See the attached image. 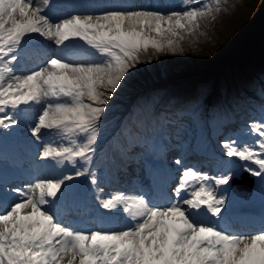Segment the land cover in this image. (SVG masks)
<instances>
[{
	"label": "rangeland",
	"instance_id": "1",
	"mask_svg": "<svg viewBox=\"0 0 264 264\" xmlns=\"http://www.w3.org/2000/svg\"><path fill=\"white\" fill-rule=\"evenodd\" d=\"M49 3H57L59 0H46ZM200 0H194V4H197ZM26 3H19L15 7V15L20 18L23 15L25 9H27ZM218 9L211 10L201 8L195 11L192 15H184L178 9L173 12H169L165 16V29L172 28L176 33L180 30L184 34L183 41H174L171 44V48L168 55L163 54L162 60H160L161 54L150 52L149 55L153 56V59L157 61V66L154 64L148 67L145 75L143 76L142 68L137 70V67L133 63L122 64L120 60L116 59L113 63V67H110L105 71L99 81L92 79L88 90L98 91L102 89L99 94V98L95 105L91 102H85V104L78 109L81 112V122L84 124L85 129L79 128L81 132L79 138L75 137V146L69 152V159L71 163L69 170H74L77 165L80 169L74 172H66L64 175L58 178H53L48 182H53L56 186L61 188L65 192L66 189L78 188L80 184L81 176L86 179L90 188L91 198L96 200L95 202L90 198V204L92 210L96 207L100 198L105 195L104 187L96 188L97 184H104L103 170L110 169L106 159H99L98 154L94 151V148L98 143H104L106 141L107 131L114 123L115 108H120L122 104L120 102L115 105H110L113 101L126 102L129 101L139 102L143 100V95L152 91L158 93L153 97L154 99L149 101L146 107L150 108L154 102L160 101L158 96L161 93L172 91L174 94L184 92V87H191L198 92V101L204 100V94L211 90L212 79L215 76L227 77V74L236 69V62H239L248 55L257 53V55L264 50V0H219ZM187 7V5H186ZM8 11L5 12L7 14ZM204 12V13H203ZM203 13L201 16V24L197 25L191 21L188 22L186 28L184 24L187 19L194 17L196 14ZM182 18L183 22L181 27L176 22V18ZM113 23L118 24L119 18L112 19ZM95 27V29H97ZM164 29V30H165ZM118 28H114L111 33L118 32ZM160 34H163L161 32ZM134 55V53H133ZM255 57V56H253ZM137 59H139L137 57ZM143 64L144 60H140ZM245 60L243 61V63ZM141 63V64H142ZM139 64L138 66H140ZM84 67V65L77 66V68ZM131 68L137 70L136 73L140 78L138 82L131 75L130 71L124 74L125 69ZM7 71L4 65L2 72ZM238 72V71H237ZM77 77H81V73L78 69L74 70ZM158 75V76H157ZM5 76V75H4ZM2 77V76H1ZM0 77V142H7L11 134L9 133V121L8 118L12 113L10 99L6 95V88L4 87V81ZM132 82L129 87V82ZM147 82V84H145ZM221 83L223 81H220ZM137 83V84H136ZM225 86L229 85L231 88L233 85L231 81L224 82ZM240 84V83H239ZM98 88H95V87ZM146 86V89L142 88ZM138 87V88H136ZM111 89L112 91H108ZM223 88H221L222 90ZM128 90V91H127ZM127 91L126 95L124 92ZM150 95H154L151 94ZM185 97H191L190 94L184 93ZM127 96V97H126ZM3 97V99L1 98ZM225 97V94L223 95ZM89 99H94L93 95H89ZM146 101L150 100V96L145 98ZM155 100V101H154ZM186 100H190L186 99ZM140 111V110H139ZM106 115L108 120L103 121L102 115ZM88 115V116H87ZM89 116L90 119L88 118ZM93 123V124H92ZM190 125L189 129L185 132L189 133L194 131ZM253 130L252 128H249ZM84 131L87 134L84 135ZM264 132V131H263ZM74 134L73 131L70 132ZM254 132H245V138L240 142H235L231 145H221L220 142L214 141L207 144L210 146V153L214 155V163L204 170H191L185 174L183 183H187L191 186L190 190L192 196L198 199H203L206 202V207L209 208L214 215L218 216L220 213L219 208L216 206L226 207L228 205L234 206L235 201L232 196L223 195V192L227 191V183L232 176H239V173L244 169H249L251 174L255 177L254 192L255 195H264V148L260 147L257 142L261 140V137L250 139L254 137ZM59 136V143L49 142L46 145L48 152H56L58 150H65V139L67 135L64 132L55 133L51 131L48 136ZM159 136L154 149L159 150L163 154V158L167 159L168 156L165 153V146L170 144L180 145L179 143H172L171 137L163 130L157 133ZM57 138L54 141L58 140ZM191 144V143H190ZM59 147V148H58ZM8 146L5 147L4 152H8ZM206 148V147H205ZM112 150V147L110 148ZM173 150V147L170 148ZM149 152V149H146ZM96 153V154H95ZM107 157V154H102ZM178 151L174 149V155L170 156L175 165H181L182 161ZM95 156L96 159H95ZM177 156V157H176ZM99 159V160H97ZM217 162H215V160ZM97 160V161H96ZM145 162L154 164L155 168H159L156 163V159H151L150 155L144 157ZM95 161V162H94ZM171 161L169 165L171 164ZM93 162L96 166H100L97 171H90L89 168ZM144 162V161H142ZM84 163V168L82 164ZM89 163V166L87 164ZM93 167V166H92ZM91 167V168H92ZM86 169V174L82 172ZM89 177H88V176ZM92 178V179H91ZM84 183L80 184L79 192ZM182 186H180L181 188ZM87 190H83V193ZM101 192V194H100ZM204 192V193H203ZM115 192H109V194ZM205 195H201V194ZM214 193L215 197H214ZM87 194V193H85ZM83 195V194H82ZM212 198H208V197ZM54 195L50 196L53 200ZM225 197V198H223ZM253 197V196H251ZM220 198V199H218ZM68 199V198H67ZM109 197H106L102 202V207L106 208L110 205ZM85 199L77 197V205H84ZM216 203V204H215ZM123 206L121 197H116L113 203L110 205L111 211L114 213L119 212ZM98 211L100 207H97ZM100 208L101 211H104ZM35 212H43L40 202L35 207ZM100 214V211L98 213ZM36 222L34 216L32 222ZM40 222H46L44 218L40 219ZM37 228H39L37 226ZM54 232H60L59 229H53ZM157 235V234H156ZM156 235H150L144 241L143 247L135 246L130 253L125 255L122 264H192L191 256L194 252V248H185L183 250V256L176 254L167 255L166 252L161 251V244L157 241ZM110 234L105 231L95 230L92 231L90 237L86 238L79 244L75 241L72 242L70 249L71 256L65 255L62 257H56L54 253H47L41 259L32 255L33 252L30 246H18L19 253L16 257L17 263L15 264H112L111 257L105 256L103 253H94L89 250L88 245L93 241L105 242L111 239ZM159 240V239H158ZM257 241H249L252 245H255ZM128 241L125 246H127ZM134 245V243H133ZM122 245H119V247ZM230 263L231 264H253V257L248 254V251L244 250L243 256L240 254V249L237 245L229 244ZM208 253L213 257L215 264L223 262L224 256L219 255L216 258V252L214 249H209ZM3 264V263H0ZM260 264H264L261 262Z\"/></svg>",
	"mask_w": 264,
	"mask_h": 264
},
{
	"label": "trees",
	"instance_id": "2",
	"mask_svg": "<svg viewBox=\"0 0 264 264\" xmlns=\"http://www.w3.org/2000/svg\"><path fill=\"white\" fill-rule=\"evenodd\" d=\"M235 64L237 68L228 73L226 78L221 75L215 76L212 79L211 90H208L203 96L206 100L210 94L212 95L207 98L206 106L210 109L209 105H211L212 110L216 111L217 114L212 112L215 118L226 116L228 121L224 128L232 130L243 127L242 122L250 116L253 121L264 110V50L258 55L257 53L248 55ZM228 81H231L232 88L230 85L225 86L224 82ZM221 88H227L224 102L221 100L223 95ZM184 93L186 90L182 93L172 94L173 97L183 99ZM196 93L198 94L197 91ZM198 105V102H192L194 108H197Z\"/></svg>",
	"mask_w": 264,
	"mask_h": 264
},
{
	"label": "water",
	"instance_id": "3",
	"mask_svg": "<svg viewBox=\"0 0 264 264\" xmlns=\"http://www.w3.org/2000/svg\"><path fill=\"white\" fill-rule=\"evenodd\" d=\"M241 175H242L241 179H239V180L237 178H235V177L232 178L231 187H232L233 190L236 189V188L242 187L243 185L245 186V183L249 179L248 178V173L243 172Z\"/></svg>",
	"mask_w": 264,
	"mask_h": 264
},
{
	"label": "bare ground",
	"instance_id": "4",
	"mask_svg": "<svg viewBox=\"0 0 264 264\" xmlns=\"http://www.w3.org/2000/svg\"><path fill=\"white\" fill-rule=\"evenodd\" d=\"M109 16H111V17H113V18H116V17H117V14H115V13L112 11V12H110ZM138 17H139V16H136V18H138ZM140 18H142V17L140 16ZM51 165H52L53 168H59V167H61V164H60V163H57V162H54V161L51 162Z\"/></svg>",
	"mask_w": 264,
	"mask_h": 264
}]
</instances>
